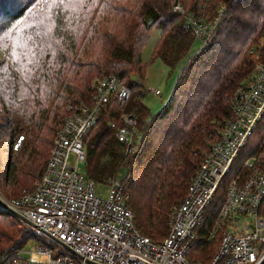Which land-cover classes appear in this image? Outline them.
I'll list each match as a JSON object with an SVG mask.
<instances>
[{
	"label": "trees",
	"instance_id": "obj_1",
	"mask_svg": "<svg viewBox=\"0 0 264 264\" xmlns=\"http://www.w3.org/2000/svg\"><path fill=\"white\" fill-rule=\"evenodd\" d=\"M48 1L0 0V48L13 50L11 40L17 27L24 22L25 26L32 25ZM228 2L181 0L186 11L208 20L216 16L222 3ZM171 3L172 0H95L91 7H99L97 13L113 7L117 14L111 29L98 32L97 28L107 22L104 14L95 15L99 20L94 19L85 36H56L62 41L60 46L69 45V55L59 49L53 60L49 50L43 58L36 57L31 67L44 69L41 81L29 86L17 83L12 76L7 82L0 81V157L6 160L4 175H0V193L4 197L17 198L34 187L43 174L66 106L89 102L91 80L98 75H113L130 89L131 96L123 108L113 102L102 107L84 137V172L95 183L103 184L124 169V193L136 229L154 242L167 235L172 209L181 203L218 129L230 117L232 93L251 78L257 63L264 62V0L231 1L212 37L189 57L195 38L184 18L172 11ZM154 29L160 30V36L152 57L170 67L185 62L169 102L151 117L141 102V85L131 76L144 78L146 66L140 56ZM89 42L98 44L100 51L85 61L81 50ZM51 68L53 73L49 75ZM71 74L76 75L73 86L66 81ZM124 115L133 116L137 122L130 152L115 137ZM263 150L264 117L222 182L206 211L201 231L212 226L227 182L236 169L244 159ZM135 169L139 176L132 181ZM6 214L9 215L0 207V217ZM18 226L21 225L0 222V258L14 257L4 254L5 250L11 248L7 251L16 254L30 240L26 231L14 230ZM217 245V239L210 243L200 238L192 240L188 258L208 264Z\"/></svg>",
	"mask_w": 264,
	"mask_h": 264
},
{
	"label": "built area",
	"instance_id": "obj_2",
	"mask_svg": "<svg viewBox=\"0 0 264 264\" xmlns=\"http://www.w3.org/2000/svg\"><path fill=\"white\" fill-rule=\"evenodd\" d=\"M231 1L222 3L212 20L186 11L180 0H174L171 9L204 46ZM130 96L125 84L108 75L91 82L89 102L66 106L34 187L13 199L0 193V207L43 240H34L28 259L20 258L21 249L12 258L1 257L0 264H204L188 258L190 243L197 238L218 240L208 264H264V150L244 159L227 182L212 226L200 230L222 182L264 117V62L232 93L230 117L218 129L181 203L172 209L167 235L158 242L136 229L120 172L105 183L103 199L81 167L86 162L84 137L102 107L111 102L123 107ZM136 124L126 115L115 134L127 152Z\"/></svg>",
	"mask_w": 264,
	"mask_h": 264
},
{
	"label": "rangeland",
	"instance_id": "obj_3",
	"mask_svg": "<svg viewBox=\"0 0 264 264\" xmlns=\"http://www.w3.org/2000/svg\"><path fill=\"white\" fill-rule=\"evenodd\" d=\"M173 2L174 0H172L171 7ZM91 3L93 6L95 0H49L47 5L45 6L47 8L42 11V15L36 18L35 21H33V26L31 24L29 26H25L23 24H26L27 22H24L18 27L17 24L16 26L12 27L11 29L17 27V33L11 40L14 46L13 50H5L3 49L4 46L2 47V49L0 48V63L4 64V68L0 69V81L2 82L6 80L7 82L8 79H11V76L12 78H15L16 81L18 80L17 83H21L25 86H29L28 84H30L31 82L34 83L36 81H41L42 78H45L44 69H40L37 67L32 69L31 67V65L37 61L36 57L42 56L41 58H43L49 50L51 60H53L56 57V55L54 56V53L56 51L58 52L59 49L61 51H65L66 55H69L67 54L69 45L67 43H64L63 46H60L59 44L62 43V41L60 40V38H56V36H58V34H62V36H66L68 34L76 37L85 36V33L89 29L90 25L96 20L95 15L104 14L105 21L107 22V24H101L97 28L98 32H101L108 28L111 29L113 27L115 17L117 16V14L113 13V7H108L106 11H99L97 13L99 7H91ZM98 20H96V22ZM111 20H113V22L112 24H109V21ZM86 21H89L87 22V27L83 28L84 22ZM159 36V29L151 30L150 36L142 49L140 57L142 62L146 66L143 80H140L136 75L131 76V80L133 79V81L141 85V102L147 108L151 117L159 114L165 107V105L169 102V99L172 95L177 79L181 74L183 64L185 62L184 60L176 64L175 66L170 67L162 62L159 58L152 57V52L157 40L159 39ZM82 42L83 40L78 43L76 51H78V48L80 47ZM201 48H203V44L197 39L194 40L188 57L196 55L197 51ZM81 51L84 53L83 57L85 61H89L93 59L95 55L100 51V47L94 42H89L82 48ZM12 61H14L17 66L14 65ZM52 69L53 68H51V70L48 72L49 75L53 73ZM75 77V74L67 76L66 81H68L69 86L74 85ZM103 77L104 76L98 75L94 77L91 82L96 78L100 79ZM63 79L65 80L64 77ZM185 89L186 88H184V90ZM156 90L160 92L159 96L154 95L153 91ZM124 116L122 117V121ZM252 140L253 142L255 141V136ZM5 166L6 160L3 156V158L0 159L1 176L4 175ZM81 167L84 170V164H81ZM120 173V176H124L126 174L124 169L120 170ZM138 176V170L135 169L132 171L130 179L134 181L138 178ZM135 183L133 185H135ZM96 185L97 195L103 199L106 198L108 189L105 186V183H96ZM13 198L14 197H11L9 199ZM0 222L21 225L22 227H15L14 230L19 233H25V231L26 233H29L28 235H30V240L27 241V243L23 246V253L20 254V258L23 260L28 259L31 248H34L35 246L34 240H43L42 237L36 235L30 227H28L24 222L20 221L16 217L6 214L0 217ZM17 239L18 234H16L14 242ZM9 249L11 248H7V250ZM7 250H5L4 254L11 256L15 255L14 252H9Z\"/></svg>",
	"mask_w": 264,
	"mask_h": 264
}]
</instances>
